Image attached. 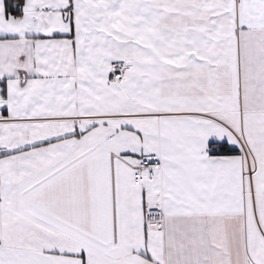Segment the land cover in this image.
Segmentation results:
<instances>
[{
	"label": "snow or ice",
	"instance_id": "6c2138e0",
	"mask_svg": "<svg viewBox=\"0 0 264 264\" xmlns=\"http://www.w3.org/2000/svg\"><path fill=\"white\" fill-rule=\"evenodd\" d=\"M0 264H264V0H0Z\"/></svg>",
	"mask_w": 264,
	"mask_h": 264
}]
</instances>
